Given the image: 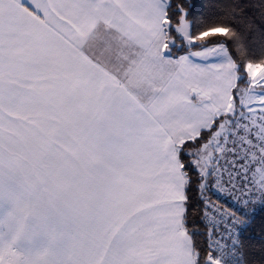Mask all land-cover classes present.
<instances>
[{"label": "snow or ice", "instance_id": "snow-or-ice-1", "mask_svg": "<svg viewBox=\"0 0 264 264\" xmlns=\"http://www.w3.org/2000/svg\"><path fill=\"white\" fill-rule=\"evenodd\" d=\"M250 7L0 0V264H253L264 24Z\"/></svg>", "mask_w": 264, "mask_h": 264}, {"label": "trees", "instance_id": "trees-1", "mask_svg": "<svg viewBox=\"0 0 264 264\" xmlns=\"http://www.w3.org/2000/svg\"><path fill=\"white\" fill-rule=\"evenodd\" d=\"M200 3L205 5L206 12L210 9V0H199ZM222 3H227L228 0H221ZM249 0H245V3H248ZM251 3L254 5V7H250V12L252 16L255 17L257 24H264V19H261L260 13L258 11L259 8V0H251ZM258 35V33H257ZM213 39V38H210ZM176 51L178 53L182 52L180 48H177ZM191 196V206L189 209L190 215H189V223L196 225L197 227H194L190 229V231H195V239L196 242L201 246L204 247L205 243L207 242V231L203 227V225L200 223L202 217L200 216V213L203 210V206L200 205L199 200L200 197L193 191L190 193ZM264 218V213L260 214L257 217L256 224L253 225L254 231L250 230L246 232L244 235L245 237L250 238V240H245L246 245L250 243V246L248 247V259L253 261V264H259V256L257 253L260 252L261 244L259 241L261 239H264L260 235V223L261 219Z\"/></svg>", "mask_w": 264, "mask_h": 264}, {"label": "rangeland", "instance_id": "rangeland-1", "mask_svg": "<svg viewBox=\"0 0 264 264\" xmlns=\"http://www.w3.org/2000/svg\"><path fill=\"white\" fill-rule=\"evenodd\" d=\"M221 163H223V161H221ZM214 194H215V195H211V197H210L213 201H217V202H222V203H224V201L227 199L226 201H227L228 205H229V204H232V206L235 207L234 202H233L232 200L228 199L224 194H222V193H217V192H215ZM222 198H223V199H222ZM217 205H220V204H217ZM224 205H225V204H224ZM225 206H226V205H225ZM207 232H209V231H207ZM207 239H208V233H207Z\"/></svg>", "mask_w": 264, "mask_h": 264}, {"label": "built area", "instance_id": "built-area-1", "mask_svg": "<svg viewBox=\"0 0 264 264\" xmlns=\"http://www.w3.org/2000/svg\"><path fill=\"white\" fill-rule=\"evenodd\" d=\"M216 191L215 190H212L211 192H209L208 193V196L209 197H211V195H215L214 193H215ZM223 199V198H222ZM227 200V199H226ZM224 201V203H222V202H217V201H214L216 204H225L226 206H228V203H227V201ZM217 206H219V205H217ZM203 211V210H202ZM205 223H207V221H205ZM208 233V239H207V243L208 244H213L214 243V239L213 238H211V232L209 231V232H207ZM226 238V237H225Z\"/></svg>", "mask_w": 264, "mask_h": 264}, {"label": "crops", "instance_id": "crops-1", "mask_svg": "<svg viewBox=\"0 0 264 264\" xmlns=\"http://www.w3.org/2000/svg\"><path fill=\"white\" fill-rule=\"evenodd\" d=\"M31 2V0H29V3ZM210 59H216L215 57H213V58H210Z\"/></svg>", "mask_w": 264, "mask_h": 264}]
</instances>
